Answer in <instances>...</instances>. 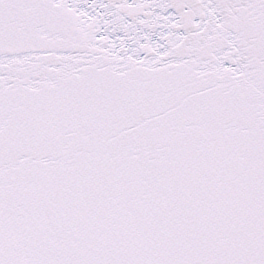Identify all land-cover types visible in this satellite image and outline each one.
Wrapping results in <instances>:
<instances>
[{"label": "snow or ice", "instance_id": "6c2138e0", "mask_svg": "<svg viewBox=\"0 0 264 264\" xmlns=\"http://www.w3.org/2000/svg\"><path fill=\"white\" fill-rule=\"evenodd\" d=\"M0 264H264V0H0Z\"/></svg>", "mask_w": 264, "mask_h": 264}]
</instances>
